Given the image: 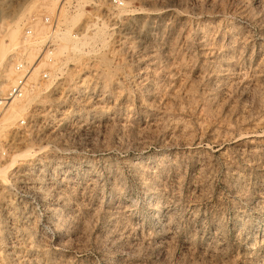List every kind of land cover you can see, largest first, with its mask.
<instances>
[{
	"label": "rangeland",
	"instance_id": "374dc122",
	"mask_svg": "<svg viewBox=\"0 0 264 264\" xmlns=\"http://www.w3.org/2000/svg\"><path fill=\"white\" fill-rule=\"evenodd\" d=\"M39 4L0 0L19 43L33 25L30 60ZM122 13L121 50L100 31L67 54L86 16L62 15V79L29 89L0 131V163L31 154L0 180V264H264V0H125Z\"/></svg>",
	"mask_w": 264,
	"mask_h": 264
},
{
	"label": "built area",
	"instance_id": "2783aa9c",
	"mask_svg": "<svg viewBox=\"0 0 264 264\" xmlns=\"http://www.w3.org/2000/svg\"><path fill=\"white\" fill-rule=\"evenodd\" d=\"M124 8L125 0H60L55 12L42 18L45 33L36 57L32 61L22 59L13 61L15 78L7 93L0 97V106H6L13 99L21 97L31 84L30 77L35 71L38 73L37 81L39 83H51L62 79L64 54L77 50L85 52L87 46L83 44L85 43L84 38L87 37L88 33L95 34L99 32V28H102L104 33L107 34V43L110 44L112 42L115 44L116 49L121 50L120 34L122 19L125 16L122 13ZM72 13H79L78 15L85 14L86 18L82 23L75 25L69 33L70 39L74 42L75 46H70L69 49H65L64 52L62 51L64 54L58 55L61 47L60 40L66 31L62 24V15ZM116 31H118V35H115ZM23 34L27 42L34 40L35 34L30 28H26ZM113 36L117 37L113 38ZM109 47V51L111 52L112 46ZM81 70H83L82 67L75 68L76 79L80 77L79 72ZM23 124H25L24 121L20 120L14 129L15 135L22 131ZM5 156V150L1 151L0 159Z\"/></svg>",
	"mask_w": 264,
	"mask_h": 264
},
{
	"label": "bare ground",
	"instance_id": "6f19581e",
	"mask_svg": "<svg viewBox=\"0 0 264 264\" xmlns=\"http://www.w3.org/2000/svg\"><path fill=\"white\" fill-rule=\"evenodd\" d=\"M55 4H56V0H40L39 7H40V10H44V11L52 14L53 13V10H54V7H55ZM78 14H76V16ZM0 28H1L0 29V66H2L1 67V70H0V94H1L3 91L6 90L5 88H8L9 87L8 84H9V82L13 81L12 78H13V76L15 74L14 73V68L12 66L13 63L11 61L12 58H6V53H7V51L10 50L7 47H10V48L16 47V48L19 49L18 51H19V56L20 57H17V59H22V60H26V61H32L30 59L33 57V55L35 54V52H37V47H36L37 45L34 42V40L33 41H30V42H27L26 38L24 37V34H22V40H23V42L22 43H19V41H18V32L20 30V27L17 24V20L14 21V22L12 21V23H3V22H1ZM30 28H33V25H30ZM42 28L43 27H41L40 29H42ZM99 32L101 34H104V30L102 28H99ZM66 33H68V32H66ZM3 37H7L8 38V40H9L8 45H5L3 43V41H2ZM87 39H88V37H85L84 38V40H87ZM64 40H66V39H64ZM34 73H35V77L33 78L32 76L34 75ZM37 75H38L37 71L33 72L32 75H31V77H30L31 84L29 85V87L27 88V90L25 91V93L21 97H17L15 99H13L11 102H9L5 106V108H3V110L6 109V108H7V110H6V112L0 114V131H2L4 129L8 128L9 126H11V124L13 123V120L16 119V117H18L17 108H23V105L26 106V104H28L30 102V100H31V98L33 96H37V94L35 92L29 90L31 88L39 87V82L37 81ZM48 88H49V86H48ZM51 89H53V93H54V91H56V89H57V86H55V87L53 86V88H50L48 91H50ZM69 91H71V92L72 91L79 92V91H82V90H80V86L79 87L75 86V87L69 88ZM23 100L26 102L25 104H22L21 101H23ZM19 103H21V105ZM18 144L21 146L20 140H19V143ZM27 147L26 148H23L22 147L23 149L19 148V150L17 151V153H14L13 155H11L10 158L6 162H4L3 164L0 163V180L3 183L6 182L7 178L9 177L8 176V172L13 169L14 163H16V161L18 159H20L21 157H24L25 158V156L27 157L28 155H29L28 157H31V154L29 153ZM37 164L38 163H35V162L32 161V162L26 163V166L28 168H34V167H36Z\"/></svg>",
	"mask_w": 264,
	"mask_h": 264
}]
</instances>
